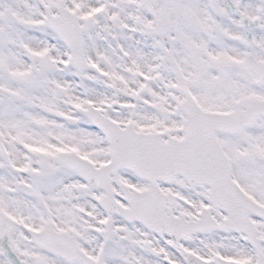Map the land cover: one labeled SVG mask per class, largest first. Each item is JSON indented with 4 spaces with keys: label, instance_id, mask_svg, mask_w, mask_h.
Listing matches in <instances>:
<instances>
[{
    "label": "snow or ice",
    "instance_id": "obj_1",
    "mask_svg": "<svg viewBox=\"0 0 264 264\" xmlns=\"http://www.w3.org/2000/svg\"><path fill=\"white\" fill-rule=\"evenodd\" d=\"M0 264H264V0H0Z\"/></svg>",
    "mask_w": 264,
    "mask_h": 264
}]
</instances>
